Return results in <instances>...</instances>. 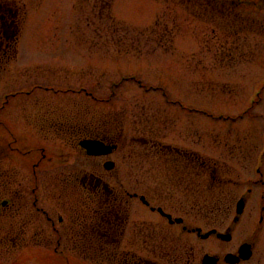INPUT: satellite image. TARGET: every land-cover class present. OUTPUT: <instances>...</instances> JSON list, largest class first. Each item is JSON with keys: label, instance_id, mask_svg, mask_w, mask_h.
<instances>
[{"label": "flooded vegetation", "instance_id": "1", "mask_svg": "<svg viewBox=\"0 0 264 264\" xmlns=\"http://www.w3.org/2000/svg\"><path fill=\"white\" fill-rule=\"evenodd\" d=\"M22 8L16 0H0V264H161L139 255L147 251L163 254L167 263L193 264L190 246L181 238L200 236L196 216L221 213L225 206V198L215 194L223 189V178L213 170L210 157L190 146L163 143L159 116L144 108L129 136L123 118L99 116L92 90L66 86L67 77L53 74L52 79L47 72L36 78L33 63L27 64L28 84L4 86V75L13 76L10 66L19 57L26 19ZM247 23L243 13L241 22L231 28L233 35L245 31L264 35L263 21H252L248 29ZM136 78L130 74L111 81L110 96L123 80ZM52 94H85L90 108L82 102H52ZM176 103L193 116L191 105ZM263 164L264 151L257 150L253 164L257 177L250 181L264 192ZM241 200L244 209L237 215ZM249 211L259 223L253 226L254 237L214 254L217 264H246L255 256L264 194L257 196L251 187L235 201L233 223ZM211 229L216 233L208 239L232 241L231 227L223 232ZM219 232L229 233L230 240L220 239ZM244 244L251 246L249 259L239 255ZM228 254L240 260L229 263Z\"/></svg>", "mask_w": 264, "mask_h": 264}, {"label": "rangeland", "instance_id": "2", "mask_svg": "<svg viewBox=\"0 0 264 264\" xmlns=\"http://www.w3.org/2000/svg\"><path fill=\"white\" fill-rule=\"evenodd\" d=\"M16 1L26 19L20 32L18 61L10 66L13 76L4 75L2 84H28L31 68L27 64L33 63L36 78L41 79L47 72L52 79L53 74L67 77L66 86L92 90L98 97L99 116L115 114L123 118L129 136L137 129L135 119L140 109L158 115L163 143L190 146L207 155L213 170L223 178V189L215 193L225 198L222 212L208 217L197 215L194 223L203 232L212 227L223 232L231 227L232 241L182 237L183 243L190 246L192 263L198 264L204 254L219 255L252 239L253 226L259 225L257 217L249 211L236 224L232 219L235 201L249 187L257 196L264 194L250 181L257 177L253 166L256 151H264V86H260L264 81V35L245 31L234 36L231 28L200 21L182 7L156 0H113L112 16L124 25L116 30L105 20L99 21L94 0ZM242 11L247 29L252 21L264 22V11L260 9L245 7ZM157 18L155 33H139L154 26ZM130 74L136 75V80H123L110 96V82ZM137 80L148 90L139 87ZM51 101L62 105L82 102L86 107L90 100L85 94H52ZM177 101L185 107L191 105L193 116L182 111ZM83 112L88 114L87 110ZM243 154L252 156L249 162ZM260 226L255 256L246 264H264V221ZM139 255L171 264L163 254L147 251Z\"/></svg>", "mask_w": 264, "mask_h": 264}, {"label": "trees", "instance_id": "3", "mask_svg": "<svg viewBox=\"0 0 264 264\" xmlns=\"http://www.w3.org/2000/svg\"><path fill=\"white\" fill-rule=\"evenodd\" d=\"M83 2L89 0H82ZM163 2L165 5L174 6V7H182L185 12L192 17H195L203 22H209L211 24H215L218 27L223 28H235L237 24H239L242 20L243 13L240 11L241 7L253 6H264V0H258L257 2H249L245 3L243 0H156ZM113 0H94L93 8L97 10V14L99 15V21L103 22L104 20L109 24H111L115 30L119 29L118 26L123 28V24L117 21L111 13ZM264 7H261L263 10ZM159 26L158 20L155 25L149 30L139 31L140 34H153L156 32L157 27ZM109 27H111L109 25ZM102 30L104 27H101ZM126 30L130 29L126 27ZM128 28V29H127ZM232 30V29H231ZM104 31V30H103ZM102 31V32H103ZM132 31V30H130ZM99 33H101L99 31ZM132 33L137 34V32L132 31ZM121 37H118V40ZM118 43V42H117ZM136 51L135 49H131ZM139 50V49H138ZM214 206H217L214 204Z\"/></svg>", "mask_w": 264, "mask_h": 264}, {"label": "water", "instance_id": "4", "mask_svg": "<svg viewBox=\"0 0 264 264\" xmlns=\"http://www.w3.org/2000/svg\"><path fill=\"white\" fill-rule=\"evenodd\" d=\"M244 207V203L243 201L239 202L238 204V208H237V212L241 213ZM198 232L200 233V229H198ZM215 230L209 231L205 234H203L201 237L202 238H207L210 234L215 233ZM218 236L220 238H222L223 240H230L231 236L229 234H218ZM250 245L244 244L243 246H241L240 248V256L243 259H248L251 256V250H250ZM240 259V257H236L232 254H228L226 256V260L227 262L230 263H235ZM217 258L215 256H211V255H205L203 260H202V264H216L217 263Z\"/></svg>", "mask_w": 264, "mask_h": 264}]
</instances>
